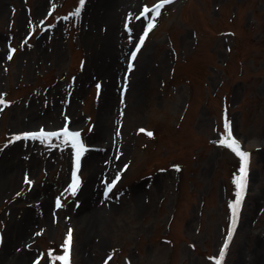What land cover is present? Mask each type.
Wrapping results in <instances>:
<instances>
[{
    "label": "rangeland",
    "instance_id": "rangeland-1",
    "mask_svg": "<svg viewBox=\"0 0 264 264\" xmlns=\"http://www.w3.org/2000/svg\"><path fill=\"white\" fill-rule=\"evenodd\" d=\"M161 3L0 0V264H52L69 229L70 264H216L230 232L221 264H264V0ZM65 125L75 195L62 137L13 140Z\"/></svg>",
    "mask_w": 264,
    "mask_h": 264
},
{
    "label": "snow or ice",
    "instance_id": "snow-or-ice-1",
    "mask_svg": "<svg viewBox=\"0 0 264 264\" xmlns=\"http://www.w3.org/2000/svg\"><path fill=\"white\" fill-rule=\"evenodd\" d=\"M171 0H162V3L157 5L155 8V15L158 16L159 13V9L161 7H163L164 4L170 3ZM85 3V0H80V7H78L75 12L73 13L74 15H79L81 8L83 7ZM153 11V9H148L145 8L144 9V13H148ZM51 14V13H49ZM154 27V24H152L151 22L147 25V30H151V28ZM148 31L144 32V35H142L139 39V43L136 45V52H138L140 50V47L143 45L144 43V39L147 36ZM14 51V50H13ZM136 52H133L131 54V58L134 60L135 56H136ZM9 59H11V56L8 57ZM132 69V64H129V71H131ZM97 89L99 90L100 85L97 84L96 85ZM0 105H4L6 106V102L3 100L2 98V94H0ZM2 110V109H0ZM141 132H145L144 129H140ZM147 135L151 136L152 133L151 132H147ZM55 137L57 140H60L61 137L62 139V143L65 145L70 146L73 150H74V168L72 171V182L69 185V188L66 191H70V193L72 195H75L77 189L79 188V179L77 176V172L79 170L80 167V159L81 156L84 154L85 151H87L86 146L82 143L81 139H80V133L78 131H70L69 128L67 127V125H65L60 131H49V132H45L43 129H41L39 132H26L24 133L22 136L21 135H17L13 137V140H20V139H33V140H41L43 141H48L50 142L51 138ZM10 143L12 141H9ZM222 145H226L227 147L231 148L233 152H235V154L240 157L241 160V166H240V173L241 175L239 177L236 178L235 180V184L236 187L238 189V191L236 192V200L234 203H232L230 205L231 209H232V214H233V221H232V227L233 230L235 228V218L238 215L239 212V208H240V204L243 200V193H244V188L246 185V176H247V165H248V158H249V154L245 151L242 150L241 146L239 145V143L232 137V132L230 129V125L229 122L225 119V133H224V137L219 141ZM177 171H179V167L176 166ZM118 179V177H117ZM25 182L26 183H31L27 176L25 177ZM115 181H113L112 184L108 185L107 191H111V188L114 186ZM105 195L107 196V192L105 193ZM56 207L59 208L61 207V202L59 200V198H57L56 200ZM228 239H231V232L229 233ZM71 240H72V229L68 230V233L66 235V239L64 241V244L62 245V247L64 248V253L63 255H56V256H52V253H49V256L52 257V264H55L56 261L61 262V264H70V250H71ZM227 248V243L224 245V249ZM224 249H222L219 253L220 256V260L216 261V264H221V260L223 258V256L225 255V251ZM110 259V257H109ZM34 264H39V260L35 261Z\"/></svg>",
    "mask_w": 264,
    "mask_h": 264
},
{
    "label": "bare ground",
    "instance_id": "bare-ground-1",
    "mask_svg": "<svg viewBox=\"0 0 264 264\" xmlns=\"http://www.w3.org/2000/svg\"><path fill=\"white\" fill-rule=\"evenodd\" d=\"M116 3V2H115ZM113 6H111V9H112V11H113V13H114V15H115V11L118 13V8H120L121 6H117V7H115L114 8V10H113V8H112ZM110 9V8H109ZM101 14L103 15V12H101ZM107 15H111L112 16V13H110L109 11H107L106 12V14L104 15L105 17L107 16ZM107 51H108V49H107ZM106 57V56H105ZM114 66H115V69L113 70V72L115 73V71H118L120 68H119V64L116 62L115 64H114ZM105 98V101L103 102V106H102V108L100 109L101 111H105V103H107V102H109L110 101V96L109 95H107V96H105L104 97ZM102 129H103V127H102ZM109 129V127L108 126H106V130H108ZM110 132V131H109ZM87 161V160H86ZM93 184H91V186H92ZM85 212H87V211H85ZM88 212H91L90 210L88 211ZM87 212V213H88ZM90 216H92V217H90V220L88 219V221H89V223H90V228L91 227H93V224L95 223V221H97L96 220V217L94 216V214H92V215H90ZM10 236H11V233H10ZM20 236H21V228H19V232H18V235L17 236H14V237H12V239H13V242H19V239H20ZM11 239V240H12ZM18 258V260H20V261H22V263L24 264V261L21 259V257L20 256H17Z\"/></svg>",
    "mask_w": 264,
    "mask_h": 264
},
{
    "label": "trees",
    "instance_id": "trees-1",
    "mask_svg": "<svg viewBox=\"0 0 264 264\" xmlns=\"http://www.w3.org/2000/svg\"><path fill=\"white\" fill-rule=\"evenodd\" d=\"M255 26H257L256 25V23H255ZM224 32H221L220 34H223ZM232 32H230V34H231ZM224 35H225V33H224ZM224 115H225V119L229 122L230 121V117H229V113L228 112H226V113H224ZM224 119V120H225Z\"/></svg>",
    "mask_w": 264,
    "mask_h": 264
}]
</instances>
